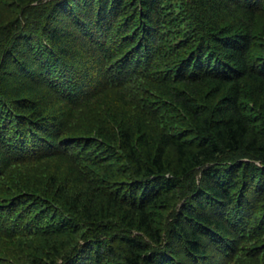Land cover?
I'll return each instance as SVG.
<instances>
[{
	"label": "trees",
	"instance_id": "obj_1",
	"mask_svg": "<svg viewBox=\"0 0 264 264\" xmlns=\"http://www.w3.org/2000/svg\"><path fill=\"white\" fill-rule=\"evenodd\" d=\"M0 22V264H264V0Z\"/></svg>",
	"mask_w": 264,
	"mask_h": 264
},
{
	"label": "rangeland",
	"instance_id": "obj_2",
	"mask_svg": "<svg viewBox=\"0 0 264 264\" xmlns=\"http://www.w3.org/2000/svg\"><path fill=\"white\" fill-rule=\"evenodd\" d=\"M0 24H1V22H0Z\"/></svg>",
	"mask_w": 264,
	"mask_h": 264
}]
</instances>
